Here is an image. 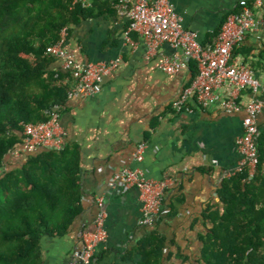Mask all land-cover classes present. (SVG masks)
<instances>
[{
  "label": "crops",
  "instance_id": "obj_1",
  "mask_svg": "<svg viewBox=\"0 0 264 264\" xmlns=\"http://www.w3.org/2000/svg\"><path fill=\"white\" fill-rule=\"evenodd\" d=\"M134 1L102 0L94 16L71 29L66 47L77 61L122 62L105 78L100 94L69 99L63 110L67 145L80 154L84 212L65 236L43 239L45 264H70L81 251L82 233L94 230L99 198L107 212L108 240L94 261L140 264L134 249L156 230L166 239L165 264H205L202 238L212 228L205 216L213 206L223 210L219 191L243 159L238 141L244 135V111L228 115L220 107L203 110L195 104L192 114L175 111L173 104L193 78L192 61L170 75L161 70L162 63L167 59L185 62L183 51L166 44L150 57L143 37L132 35L137 46L126 39L130 21L118 9ZM241 1L171 0L185 28L196 32L204 45L215 42L228 17L239 12ZM107 7L111 12L105 11ZM255 13L264 19V3ZM235 58L250 66L264 85V35L248 36ZM230 92L226 87L222 94ZM253 99L249 91L240 97L245 104ZM258 125L264 132V110ZM141 143L148 148L144 162L138 163L135 153ZM30 155L22 146L10 151L0 176L22 166ZM136 168L143 169L149 179L171 182L155 229L140 225L138 190L123 182L110 186L116 173Z\"/></svg>",
  "mask_w": 264,
  "mask_h": 264
},
{
  "label": "trees",
  "instance_id": "obj_2",
  "mask_svg": "<svg viewBox=\"0 0 264 264\" xmlns=\"http://www.w3.org/2000/svg\"><path fill=\"white\" fill-rule=\"evenodd\" d=\"M87 1L90 8L75 0H0V170L23 146L26 125L47 122L55 105L69 101L74 79L47 51L101 7L102 0ZM190 69L192 84L198 64ZM258 147L255 173L247 168L226 180L223 210L213 206L205 216L212 225L202 238L205 264H264V132ZM80 172V154L67 145L0 176V264H45L43 239L65 236L84 212ZM134 252L140 264H165L166 239L155 230Z\"/></svg>",
  "mask_w": 264,
  "mask_h": 264
},
{
  "label": "built area",
  "instance_id": "obj_3",
  "mask_svg": "<svg viewBox=\"0 0 264 264\" xmlns=\"http://www.w3.org/2000/svg\"><path fill=\"white\" fill-rule=\"evenodd\" d=\"M80 2L84 8L91 7V3L86 0H75V4ZM263 3L264 0H242L239 12L228 17L219 37L210 45L202 44L196 32L185 28L184 20L176 12L171 0H135L132 5H120L118 9L130 21L126 39L133 46H137L132 35L143 37L150 57L166 44L183 51L185 62L167 59L161 65L163 72L175 75L191 61L198 64L199 75L173 104L176 112L192 114L196 109L195 104L203 110L220 107L228 115L242 111L246 113L243 122L244 135L238 141V149L243 159L231 176L247 168L253 175L260 161L258 140L261 131L258 117L264 110V85L250 66L236 60L235 53L248 36L256 35L261 38L264 35V19L258 18L255 13V8ZM69 35V29L65 28L61 34V42L47 51L60 60L62 69L69 72L74 79L68 94L69 99L100 94L105 78L118 70L122 60L117 59L110 63L79 62L66 47ZM226 87L231 90L228 96L222 94ZM245 91L255 96L248 104L240 100ZM64 109L65 106L55 105L48 112L50 119L47 122L26 125L23 152L35 154L45 149L62 151L67 146L68 133L61 124ZM147 148L146 143L138 145L135 153L138 163L144 162ZM118 182L139 191L142 201L140 225L155 229L162 216L170 180L149 179L143 169L136 168L116 173L110 186L114 187ZM97 203L99 212L94 221V230L82 233L83 247L74 254L70 264H93L98 249L108 240L104 200L99 198Z\"/></svg>",
  "mask_w": 264,
  "mask_h": 264
},
{
  "label": "water",
  "instance_id": "obj_4",
  "mask_svg": "<svg viewBox=\"0 0 264 264\" xmlns=\"http://www.w3.org/2000/svg\"><path fill=\"white\" fill-rule=\"evenodd\" d=\"M45 150H48V149H45ZM41 152V151H40ZM37 153H39V152H37ZM37 153H35V154H37Z\"/></svg>",
  "mask_w": 264,
  "mask_h": 264
}]
</instances>
